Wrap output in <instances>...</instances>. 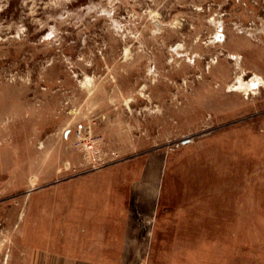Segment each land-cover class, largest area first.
<instances>
[{
  "label": "rangeland",
  "instance_id": "obj_1",
  "mask_svg": "<svg viewBox=\"0 0 264 264\" xmlns=\"http://www.w3.org/2000/svg\"><path fill=\"white\" fill-rule=\"evenodd\" d=\"M1 211L264 264V0H0Z\"/></svg>",
  "mask_w": 264,
  "mask_h": 264
},
{
  "label": "crops",
  "instance_id": "obj_2",
  "mask_svg": "<svg viewBox=\"0 0 264 264\" xmlns=\"http://www.w3.org/2000/svg\"><path fill=\"white\" fill-rule=\"evenodd\" d=\"M5 213L6 211L0 212L1 222ZM32 225L31 230H18L10 234L0 231V264H132L133 260L136 264L137 260L152 252V247H122V238L136 239L141 236L136 232L88 230L73 234L69 231L62 233L45 229L40 220ZM7 238H14L16 242L14 246L5 249L1 246ZM25 239L33 241L30 243ZM74 239L79 241L74 242ZM124 253L134 254L136 257L125 259L122 257Z\"/></svg>",
  "mask_w": 264,
  "mask_h": 264
}]
</instances>
